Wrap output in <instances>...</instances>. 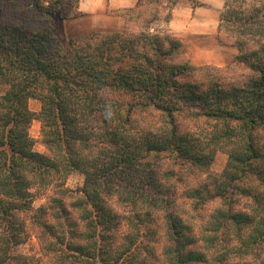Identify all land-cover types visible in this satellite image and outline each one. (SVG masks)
I'll return each mask as SVG.
<instances>
[{"label":"trees","instance_id":"1","mask_svg":"<svg viewBox=\"0 0 264 264\" xmlns=\"http://www.w3.org/2000/svg\"><path fill=\"white\" fill-rule=\"evenodd\" d=\"M109 11L121 29L65 39L57 24L85 14L78 0H0V264L27 263L13 248L30 230L63 247L61 264H134L159 216L166 264H264V0H223L218 30L237 53L222 67L191 64L153 26L171 17L161 0ZM117 197L136 213L125 244Z\"/></svg>","mask_w":264,"mask_h":264},{"label":"rangeland","instance_id":"2","mask_svg":"<svg viewBox=\"0 0 264 264\" xmlns=\"http://www.w3.org/2000/svg\"><path fill=\"white\" fill-rule=\"evenodd\" d=\"M165 5L166 9L170 8L172 19L178 16H182L187 18L191 15L193 17L197 9H201L202 12H206V9H210V6L215 9L219 8V3L223 2V0H219L216 3V0H161ZM175 1H177L175 3ZM175 3V4H174ZM216 6V7H215ZM191 8V9H190ZM110 9H106L101 15L94 16L90 14H84L77 19L72 20H59L58 21V29L60 33L64 36L65 39H68L71 34L80 33L81 29L89 30L91 28L96 29H112L118 30L121 29V25L117 26L115 23L111 24V22L105 20V18H112L115 16V13H111ZM183 12V13H182ZM183 14V15H182ZM198 15V14H197ZM109 16V17H107ZM119 16V15H116ZM200 16L208 21L206 24L209 27H206L202 33H196L192 30L193 26L181 24V22L174 20L173 28H166L165 23L163 21H158L153 24V26L158 31H167L168 34L179 38L184 44V55L188 59V61L196 65L190 58L191 57H201L207 61H211L210 57L214 58L217 56H222L224 59L223 65L228 64L234 55L237 53V48L235 47L233 40L227 36H224L218 30V20L217 27L213 28V18H211V13L207 15V13H201ZM121 17V16H119ZM181 17V18H182ZM219 17L217 16V19ZM171 19V18H170ZM183 19V18H182ZM212 19V20H211ZM169 21V20H168ZM211 23H210V22ZM113 25V27H110ZM211 28L212 31L208 29ZM213 28V29H212ZM215 29V32H213ZM188 46V48H187ZM191 56V57H190ZM200 65H214L212 63H203ZM218 66V65H214ZM7 89L5 85L0 84V95ZM28 107L31 111L37 112L40 107V103L36 99L28 100ZM29 133L34 140V150L48 155L49 152L45 148L42 143V138L40 135V123L37 120H33L29 129ZM212 161L209 166V171L212 174H220L225 168L227 164L228 155L226 152L221 150H216L212 156ZM84 181V176L79 172H71L65 179V187L75 190L78 187H81ZM186 183V181H183ZM261 189L264 193V185H262ZM33 195L32 204L34 207H39L42 204H45L49 198V191H42L36 188L31 189ZM125 197H117L116 201L113 202V207L119 213L120 218L118 217V226L120 229V235L117 239L121 244L124 242L121 238H125L126 236L134 235L136 232L135 223L137 220L135 219L134 214H136L128 204ZM70 199L67 200V204L69 205ZM216 205H211L209 208H212ZM248 212L250 208H246ZM252 213V212H251ZM134 220V222H133ZM155 225L152 224L151 232L144 234V249L143 250H132L134 257V264H166V258L163 255V224L161 217H157V221L154 220ZM53 239L48 236H41L38 233L30 230L27 235L23 238V241L13 248V252L17 255H22L27 261L26 264H61L59 251L56 248L60 247L59 244H54ZM125 244V242L123 243ZM124 245H120L122 248ZM131 252V253H132ZM251 256L242 257L239 264H249ZM235 261L239 260V257H234ZM131 260V262L133 261Z\"/></svg>","mask_w":264,"mask_h":264},{"label":"crops","instance_id":"3","mask_svg":"<svg viewBox=\"0 0 264 264\" xmlns=\"http://www.w3.org/2000/svg\"><path fill=\"white\" fill-rule=\"evenodd\" d=\"M218 1L219 0H216V3ZM134 3H135V0H78V9L81 12H84L86 14L98 16V15H101L106 9L116 10V9H122V8H129V7L133 6ZM222 10H223V2L221 3V5L219 3V8L217 7L215 9L214 7L210 6V9L205 10L206 12H202L201 9H197L195 12L196 15H194L193 17H191V15H190L188 17V20H187V18L182 17V16H178V17H176V19L175 18L172 19V16H171L170 17L171 19L165 23V27L168 29L173 28L174 27V20H175V21L181 22V24L193 26L192 30H194L196 33H202V31L206 30L205 28L209 27V26L206 25V24H208V21H206L204 18H202L200 16V14L201 13H203V14L207 13V15H209L211 13V16H212L211 18H213V20H214L212 23V25H213L212 27L216 28L217 27V20H219V18L217 19V16L218 17L220 16V13ZM107 17H109V16H107ZM105 20L111 22V24L115 23L117 26H119V25L122 26V24H123V19L119 16H116V15L112 16V18H105ZM113 25H111L110 27H113ZM208 30L212 31L211 28H209ZM213 32H215V29ZM187 48H188V46H187ZM190 59L196 65H200V64L208 62V63H212L214 65L221 66V65H223V62H224V59L222 56L221 57L220 56L215 57V60H213L214 58L210 57L209 59H211V61H207L201 57H191Z\"/></svg>","mask_w":264,"mask_h":264}]
</instances>
